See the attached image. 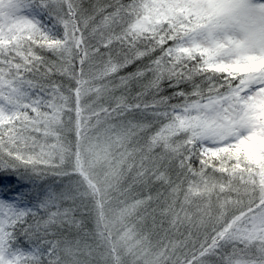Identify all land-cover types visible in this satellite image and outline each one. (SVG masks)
<instances>
[{
    "label": "rangeland",
    "instance_id": "rangeland-1",
    "mask_svg": "<svg viewBox=\"0 0 264 264\" xmlns=\"http://www.w3.org/2000/svg\"><path fill=\"white\" fill-rule=\"evenodd\" d=\"M61 2L0 0V152L11 154L30 167L35 165L43 172L37 184L44 188L43 204L31 210L36 213L34 216L20 207L0 203V264H36L55 252L54 245L49 251L41 244L14 245L11 230L28 217L47 218L40 228L49 230L61 218L60 201L73 202L90 193L88 186L86 190L78 186L84 183L78 172L85 173L108 198L110 194L114 198L122 194L139 197L143 191H149V182L159 181L160 176L154 170L165 159L164 154L159 160L149 154L151 170L144 161L135 158L139 147L135 133L141 131L142 119L132 126V116L102 114L93 118L96 121L91 128L85 129L76 102L93 94L97 98L106 88V77L117 75L124 68L110 55V45L116 44L119 37L152 32L162 36L166 28L170 29L169 39L174 41L168 47V54L177 58L198 54L208 66L232 69L243 82L231 87L226 84L224 89L219 84L208 95L190 102L151 110L161 125L145 139L142 148L154 151L157 146L170 155L189 141L197 140L206 153L244 155L249 164L246 174L240 176L234 173V168L227 170L222 164L213 181L207 183L200 178L196 186L186 188L179 205L166 204L161 212L162 222L170 221L166 228L167 245L177 247L192 241L194 233L187 224L196 211L191 199L194 193L210 202L212 195L217 194L220 213L217 235L223 244L248 248L246 254L227 257L222 264H264V0H129L119 4L112 16L92 26L89 31L93 38L85 35L83 40L82 36L83 46L80 41L75 42L73 23ZM77 44L85 47L84 73L93 77L86 75L80 91L73 92L70 85L82 72L73 54ZM41 50L58 53L57 73L52 68L42 69ZM47 74H56L60 79L46 83L42 79ZM121 118L126 122L120 123ZM52 173L66 174L61 176L64 182L61 187ZM145 203L136 199L131 211L140 212ZM196 209L201 211L199 206ZM111 210L127 209L117 204L107 206L109 220L105 227L117 247L119 243L125 251L134 253L139 222L134 225L137 231L133 232L130 223L118 224L117 214ZM150 241L144 240L145 246ZM103 245L107 251L101 254V264L112 259L105 240ZM77 250H82L78 252L79 258L86 260L89 255L82 248ZM137 262L132 259L129 264Z\"/></svg>",
    "mask_w": 264,
    "mask_h": 264
},
{
    "label": "trees",
    "instance_id": "trees-1",
    "mask_svg": "<svg viewBox=\"0 0 264 264\" xmlns=\"http://www.w3.org/2000/svg\"><path fill=\"white\" fill-rule=\"evenodd\" d=\"M128 1L62 0L60 6L73 23L74 33H72L75 35V42H81L82 36H84L83 40L85 35L93 38V33H90L89 30L97 21L101 23L104 17L112 16L119 4L128 3ZM169 33L170 29L166 28L162 30V36L152 32L143 35L134 34L131 37H119L116 44L110 45V55L113 59L120 61L124 68L119 74L111 75L110 78L106 77L104 82L106 88L97 98L93 97V94L88 95L81 102H76L78 116L82 118L84 123L82 127L85 129L91 128L96 121L93 118H99L102 114H116L120 117L121 115L132 116V121H134L132 126L138 124L137 121L142 119L143 122L139 123L142 125V129L135 133L139 137V147L136 148L135 158L144 161L147 164L146 167L150 169L148 166L149 154H154L158 160L164 154L165 159L160 161L161 163L154 170L155 174L160 176L159 181H154L153 184L149 182L150 187L147 188L149 191H143L144 194L141 193L139 197L131 198L132 194L128 195L129 197L122 194L120 197L114 198L110 194V198H108V195L104 197L98 191L97 186L93 185L94 183L85 176V173L78 172L77 174L84 178V183L77 185L82 186L84 190L88 186L90 193L86 197L76 198L73 202H69L68 199L60 201V208L63 210L59 214L61 218H57L49 230L40 228L44 226L41 223L47 218H41V220L36 217H28L13 225L11 231L14 245L41 244L47 251L51 245H54L55 252L52 251L47 255V258H43L36 264H85L86 260L89 264H101V254L104 255L107 251L106 247L102 246L104 240L112 255V259H106L105 264L109 262L129 264L132 259H136V262L141 260L137 264H222V260L227 257L247 253L248 248L241 244H234L235 246L223 244L221 237L217 235L218 219L220 218L216 204L217 200L219 201L217 194L212 195L210 202V199L202 198V195L194 193L195 195L191 197L192 206L194 205L196 208L199 206L201 211L194 208L196 210L194 218L187 224V228L194 233L192 241L177 247H171V243L167 245L169 241L166 228L170 221L162 222L164 214L161 212L164 206H167L166 204L177 202L176 205H179L181 198L186 194V188H189V185L196 186L200 178L207 183L213 181L216 171L222 164L227 170L234 168V173L239 176L243 173L246 174L247 167H249L244 155L237 156L232 152H230L231 156L209 154L202 150L197 140L189 141L186 145L181 146V149L175 154L170 153V155L162 152L161 147L156 146L157 149L154 151L142 148L145 139L150 138L151 134L161 125L158 118L155 119V116L151 115L153 110H157L156 108L190 102L197 97L208 95L217 89L219 84H222V89H224L226 84H231V87L243 82V78L234 73L232 69H216L208 66L204 57L198 54L184 55L179 58L174 54H168V47L170 44H174V41L169 39ZM91 41L93 42V40ZM81 43L82 46L85 45L84 41ZM98 49L100 52L101 48ZM84 50L85 47H79L78 44L77 48H73L76 66L83 72L77 75L74 83L70 85V90L74 89L73 92L80 91V84L86 75L93 77L91 73H84L87 61V57L83 54ZM57 54L53 50L42 51L40 54V59L43 61L42 69L43 67L52 68L57 70V73L60 66ZM95 55L96 58L99 57V53H95ZM53 79L60 78H57L56 74L55 76L47 74L42 81L50 83ZM96 102L98 103L96 104ZM87 110L92 113L100 111V113H86ZM119 120L120 123L126 122L122 118ZM82 127L79 128L83 129ZM174 142L178 143L176 140ZM0 155H2L1 152ZM45 173L47 174V172ZM63 175L66 174L52 173L53 179L56 177L60 187L64 183ZM92 185L95 186L94 189H92ZM71 194H73L72 190ZM139 198L146 202V207L143 206L139 210L140 212L134 213L131 211V207L133 201ZM208 201L209 203H206ZM115 204L121 205L123 210L127 209V211L111 210L114 215L117 214L115 216L118 224L130 223L133 232L140 231L135 235V240H137L136 237L138 238V243H135L137 245H134L137 250L132 254L125 251L123 246H119V243L117 247V243L113 240L114 237L105 227L109 220V214L106 212L107 206L113 207ZM137 222H139L137 224L139 229L134 230V225ZM116 234L119 235L120 231ZM144 240L151 241L145 246ZM159 240L162 242L157 243ZM78 248H82L85 254L89 255L86 260L79 258L78 252L82 250L78 251ZM155 259L157 260L155 261Z\"/></svg>",
    "mask_w": 264,
    "mask_h": 264
},
{
    "label": "snow or ice",
    "instance_id": "snow-or-ice-1",
    "mask_svg": "<svg viewBox=\"0 0 264 264\" xmlns=\"http://www.w3.org/2000/svg\"><path fill=\"white\" fill-rule=\"evenodd\" d=\"M42 171L23 163L11 154L0 155V203L20 207L36 215L32 209H38L43 201V185H38Z\"/></svg>",
    "mask_w": 264,
    "mask_h": 264
}]
</instances>
